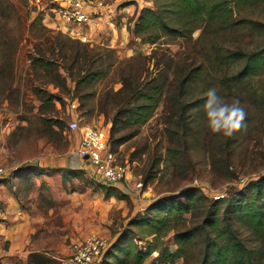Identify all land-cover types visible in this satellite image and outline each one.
<instances>
[{
    "label": "rangeland",
    "instance_id": "obj_1",
    "mask_svg": "<svg viewBox=\"0 0 264 264\" xmlns=\"http://www.w3.org/2000/svg\"><path fill=\"white\" fill-rule=\"evenodd\" d=\"M7 1L20 13L7 25L8 17L0 14V68L14 65L13 77L0 73V170L16 174L35 165L38 177L61 176L59 186L67 191L53 194L47 182H41V228L28 240L30 245L9 249L2 243L17 264H65L72 246L89 237L101 238L108 246L105 257L94 264H198L203 237L190 248L188 260L171 262L163 254L177 252L175 231L155 241L145 237L150 230L136 222L161 216L156 206L164 208L167 199L191 203L192 196L199 201L192 215H184L188 222L173 226L202 224L209 205L213 214L231 220L255 263L264 264V225L260 230L250 226L242 211L245 200L256 203L255 196L264 206V197L258 196L264 187L257 185L264 180V71L232 82L238 67L226 54L260 49L264 36L238 26L225 33L201 28L189 38L160 32L152 44L133 30L141 13L155 9L157 0H105V7L113 8L114 26L106 23L107 16L96 14L92 26L72 28L88 36L84 42L37 12L30 0ZM241 16L264 24V0L247 4ZM85 44L94 56L77 64L74 51L83 53L80 45ZM39 50L49 72L33 68ZM10 52L13 63L6 60ZM91 73L98 74L97 79H90ZM211 88L228 103L239 99L246 111L245 126L231 137L213 134L207 126L204 105ZM182 90L186 94L179 96ZM43 92L58 100L43 105ZM145 95L161 98L154 115L139 125L131 110L145 103ZM73 121L110 131L118 162L131 168L129 187L112 186L109 193V186L88 169L50 167L75 155L80 137L69 129ZM216 196L230 199L229 211L225 201L210 204ZM132 239L139 249L154 250L144 263L118 251L130 247Z\"/></svg>",
    "mask_w": 264,
    "mask_h": 264
},
{
    "label": "trees",
    "instance_id": "obj_2",
    "mask_svg": "<svg viewBox=\"0 0 264 264\" xmlns=\"http://www.w3.org/2000/svg\"><path fill=\"white\" fill-rule=\"evenodd\" d=\"M256 1L257 0H157L155 2V9H146L141 13L138 23L133 30V34L137 38H141L152 44L160 39L159 34L161 33L189 38V34L201 28H203L204 31L210 28L212 31H215V33H225L238 26L243 30L247 29L257 32V35L260 34L264 36L263 23L248 20L241 16V10L244 9L247 4L254 5ZM19 13L14 3L7 0H0V14L4 17H8L6 25L8 22L10 23L13 21L14 18L17 19ZM237 18H239V20H237ZM80 47H82L83 53H81L80 49L74 51L75 62L79 64L81 60L91 61L94 55H90L91 51L89 50V45H80ZM4 53L5 52H3V54ZM42 53L43 51L39 50L37 54L39 56L37 58H32L33 68L36 72L41 70L49 72V70L45 69L46 56ZM226 54L228 57L227 59H230L231 63L238 67L237 72L230 80L232 82L239 83L244 78L259 75L260 72L264 71V45L262 48L251 52L238 49L234 51L227 50ZM1 56L3 57V55ZM6 58L4 57V59L13 63L14 52L7 54ZM38 65L40 68H38ZM13 66L12 64L9 68H0V73L13 77ZM83 66H81L80 69H82ZM97 75L98 74L91 73L88 77L95 80L97 79ZM188 79L183 82V85L186 84ZM156 90H158V88ZM35 91L41 93L39 90ZM185 94L186 91L182 90L178 95L182 96ZM143 97L145 103L134 106L131 110L133 117H136L134 118V122L139 125L146 123L154 115L160 100L159 98H161L160 95L156 97L145 95ZM55 100H58L57 96L43 92V98H41L43 105H49ZM262 102L264 103V94L262 95ZM261 184L264 187V180L257 182V185ZM108 189L109 193L111 190H114L113 187H109ZM259 192L260 194H258V196L264 197V192ZM162 200L157 201L154 205H158ZM189 201H191V203L174 202L173 200L167 199L165 200L164 208L156 206L158 212H163L161 216L155 218L147 217L136 221L139 226L150 230L148 233H143L146 235L145 237H153L155 241H159L161 238L166 237L167 232L175 231L178 250L176 253L167 251L163 256L171 259V262L179 258L188 260L190 248L195 247L197 245L196 241L200 237H203L204 247L202 248V258L198 264H256L252 252L248 249L244 240L241 239L237 230L233 227L231 220L228 217L222 219V216H219L220 214H218V212L213 214L211 209H209V205H206V215L202 224L188 228H180L179 225L173 226L172 224L174 222H188V219L185 218L184 215H192V208L195 206L194 204H198L197 202L199 199L192 196ZM224 201L226 203L225 211L227 212L230 210L229 206L232 204L230 199L224 198L216 202H211L210 204L214 206ZM245 201L247 204H244L242 211L245 212V215L249 218L250 226L260 230V226L264 225V206L259 203V198L256 196V203L254 204H250L247 200ZM118 249L119 248L116 247L114 250L117 251ZM118 251L123 253L126 259L135 257L139 263H144L154 252L152 248L148 251L139 249L134 239L131 240L130 247H123ZM111 253L112 251L108 253V257ZM115 255L118 254H114L113 256ZM116 257L117 256H115V258Z\"/></svg>",
    "mask_w": 264,
    "mask_h": 264
},
{
    "label": "built area",
    "instance_id": "obj_3",
    "mask_svg": "<svg viewBox=\"0 0 264 264\" xmlns=\"http://www.w3.org/2000/svg\"><path fill=\"white\" fill-rule=\"evenodd\" d=\"M30 6L57 22L60 27L84 42L88 36L84 32L73 31L92 26L96 14L105 8V0H30ZM71 133L80 137L77 156L84 162L98 181L108 186H127L133 178L130 166L120 164L117 154L112 149L110 131L97 124L80 126L77 121L69 124ZM0 170V178L5 175ZM140 187V186H138ZM128 191V189H124ZM224 198L216 196L219 201ZM107 242L101 238L89 237L82 242H76L65 259V264H94L103 259L107 253Z\"/></svg>",
    "mask_w": 264,
    "mask_h": 264
},
{
    "label": "crops",
    "instance_id": "obj_4",
    "mask_svg": "<svg viewBox=\"0 0 264 264\" xmlns=\"http://www.w3.org/2000/svg\"><path fill=\"white\" fill-rule=\"evenodd\" d=\"M100 13L103 14V18L107 16L104 19L106 23L114 26L110 21L114 17L113 8L105 7ZM34 166L24 167L16 174L5 171L6 174L0 178V264L18 262L16 258L10 256L9 251L4 250L2 243L9 244V249L19 245H30L31 242L28 240L32 239L35 231L42 226V212L39 207L41 182H47L53 194L59 193V189L64 192L59 186L63 182L61 176L38 177L34 174ZM55 166L63 170L87 172L86 165L76 153L72 157L60 159L50 165L52 169ZM40 167H43V164H40ZM63 194L66 195L67 191Z\"/></svg>",
    "mask_w": 264,
    "mask_h": 264
},
{
    "label": "clouds",
    "instance_id": "obj_5",
    "mask_svg": "<svg viewBox=\"0 0 264 264\" xmlns=\"http://www.w3.org/2000/svg\"><path fill=\"white\" fill-rule=\"evenodd\" d=\"M204 110L207 126L213 134L231 137L245 126L247 114L239 99H233L231 103H228L217 94L215 88L209 89L206 93Z\"/></svg>",
    "mask_w": 264,
    "mask_h": 264
}]
</instances>
